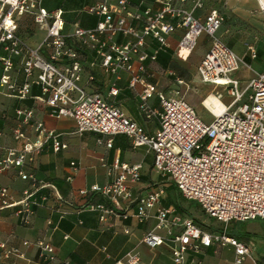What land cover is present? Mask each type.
<instances>
[{"label": "built area", "instance_id": "built-area-1", "mask_svg": "<svg viewBox=\"0 0 264 264\" xmlns=\"http://www.w3.org/2000/svg\"><path fill=\"white\" fill-rule=\"evenodd\" d=\"M42 1L0 0V93L20 100L30 97L56 118L71 117L78 132L107 136L108 147L112 136H127L132 147H145L152 153L154 167L169 175L183 197L196 201L206 215L225 226L206 230L193 217L177 213L173 207H155L163 193L162 187L133 197L132 186L140 180L142 164L119 158L110 165L111 181L93 183L79 190L83 195L88 192L101 195L111 204L95 202L83 207L99 211V219L103 221L108 215H116V207L122 201L135 202L134 216L140 222L147 219L149 210L155 207V227L165 229V233L149 230L141 240L150 247L169 243L175 264H212L198 256L203 247L212 244L232 248V258L220 264H264L263 259L253 258L252 245L226 231L230 221L264 220V72L257 73L243 87L233 76L241 60L216 35L222 22L218 9H210L202 18L195 15V10L204 6V0H153L156 8L150 5L135 8L129 0H101L82 8L98 16L93 27L75 22L65 33L62 30L64 10L61 7L47 9ZM257 3L264 17V0ZM26 17L33 27L44 31L37 44L31 45L20 34V24ZM178 30L177 48L180 53L184 52L182 55L194 50L202 32L210 37V45L197 65L199 79L222 86L231 97L230 102L225 103L221 100V91L210 93L223 107L214 112L204 105L212 117L209 122L198 116L178 89L174 90V95H166L138 73L144 71L143 62L154 60L157 54V49L147 51L146 39H154L159 48L166 47L168 36ZM87 52L93 53L90 60L84 59ZM133 59L140 63L137 71L132 68ZM96 65L115 77H119L121 70L129 72V86H141L138 109L146 120L157 116V133L148 134L120 107L109 103L93 84L95 75L91 69ZM85 68L89 70L84 76ZM82 78L86 80L83 85L80 84ZM177 82L183 83L181 79ZM33 85L40 87L39 95H31ZM118 91L112 84L108 94L115 95ZM154 95L160 109L149 103ZM14 115L17 123L11 134L20 140V146L3 148L0 172L16 167L21 179L34 184L33 173L24 167L32 165L47 141H51L54 151L65 148L66 144L59 139V134L34 118L33 108L15 107ZM1 116L3 111L0 110ZM25 125L35 131L34 138L28 135ZM38 188L26 189L23 199L8 202L9 189L0 183V207L22 205L16 213L27 223L31 213L27 200ZM22 245H33L41 261L68 264L56 260L53 246L44 238L23 239ZM23 256L20 247L0 239V262L9 264L13 258ZM139 262L136 252H127L117 261L120 264Z\"/></svg>", "mask_w": 264, "mask_h": 264}, {"label": "crops", "instance_id": "crops-1", "mask_svg": "<svg viewBox=\"0 0 264 264\" xmlns=\"http://www.w3.org/2000/svg\"><path fill=\"white\" fill-rule=\"evenodd\" d=\"M96 1L101 0H43L42 4L47 9L61 7L64 10L62 30L67 33L75 22L83 27H93L96 24L97 15L82 11L85 5ZM129 1L135 8H143L146 5L157 7L153 0ZM212 8L218 9L222 17L216 35L226 42L241 60L233 76L242 82H248L257 73L264 72V17L257 0H204V6L195 10V15L203 18ZM29 22L31 23L29 18H23V23L28 25ZM25 30L29 37H34L35 27L26 26ZM179 37L180 31H175L168 36L169 45L160 48L154 39L148 37L146 49H157L156 58L146 59L143 62L144 71L138 73L166 95H174V90L178 89L179 95L184 99L185 94L190 91L200 96L197 90L204 88L208 83L200 81L197 65L210 45V37L202 32L194 50L186 55H182L177 48ZM40 40L35 38L33 42L37 44ZM92 57L93 53L87 52L84 59L90 60ZM139 64L137 59H133L132 68L137 71ZM88 70L85 68L84 76ZM91 70L95 75L94 86L103 92L109 103L120 107L141 124L148 134L157 133L158 118L155 116L146 120L142 117L138 109L141 86H129L128 71L121 70L119 77H115L98 65ZM177 79H181L183 83L179 84ZM85 83V78H82L80 84ZM192 83H196L199 88L195 90L194 85L191 86ZM112 84L119 88L115 95L108 94ZM214 91L225 92L222 86L212 85L208 94ZM30 93L39 95L40 87L33 85ZM0 96V110L3 111V116L0 117V155L5 146H20V140L14 139L11 134L12 127L17 123L14 109L19 106L33 108L34 118L41 120L48 129L59 134V139L66 144L65 148L54 151L51 141H47L32 165L24 167L26 171L33 173L34 184L32 181L21 179L16 167L0 172V183L9 189L8 202L19 201L24 197V190H34L41 186L27 200L31 210L27 223L16 213L22 205L0 207V239L24 251L23 257L13 258L9 264H52L41 261L33 245H22L23 239L33 241L37 238L46 239L54 248L56 260L66 261L68 264H120L117 261L123 259L127 252L138 253L139 264H175L169 243L150 247L141 240L149 230L165 233V229L155 227V207H173L177 213L189 215L182 210L186 207L176 201L174 194H164V186L172 187L170 184L154 182L160 179L162 181V177L167 174L154 167L151 152L145 147H132L129 138L123 134L112 136V144L108 147L107 136L91 131L78 132L73 118H56L50 115L48 108L42 107L30 97L20 100L1 93ZM225 96L228 100L223 101ZM221 100L229 103L231 97L225 92ZM149 103L153 108L160 109L156 95L150 98ZM203 107L205 108L204 105ZM24 129L31 138L35 137L31 126L25 125ZM115 158L142 164L140 180L132 186L133 197L145 194L150 189H163L159 202L149 210V217L142 222L134 216L135 202L122 201L121 205L116 207V215H108L103 221L99 219V211L83 207L87 203L95 202L111 204L101 195L92 192L83 195L79 190L89 188L93 183L104 184L111 181L113 171H110V165ZM72 161L75 162L74 165L71 164ZM193 218L196 222L199 221L198 217ZM232 222L227 224L230 231L234 230ZM221 228L220 226L214 230ZM253 251H256L255 245ZM257 254L259 257L264 256V249L261 248ZM198 256L204 262L220 264L224 259H231L233 251L230 246L212 244L203 247Z\"/></svg>", "mask_w": 264, "mask_h": 264}, {"label": "rangeland", "instance_id": "rangeland-1", "mask_svg": "<svg viewBox=\"0 0 264 264\" xmlns=\"http://www.w3.org/2000/svg\"><path fill=\"white\" fill-rule=\"evenodd\" d=\"M26 26L33 27V24L30 22L28 25H26V23H21L19 29H20V34L26 39L28 43L33 45L34 44L33 40H35V38L42 39L44 35V31L40 30L39 28H35L36 32H35L34 37H29L28 32L25 30ZM181 53H184V52H181ZM183 55H186V54H183ZM235 73L236 72H234L233 75ZM240 82H241L242 87L245 86L247 83V81L242 82L241 80ZM193 85H194V89L197 90L198 86L196 85V83H192L191 86ZM211 88H212V85L207 84V86H205L204 88L197 90L200 96L197 93H193L192 91L186 93L185 94L186 96H184L185 99L193 106L198 116L201 117V119H203L206 122L211 121L212 117L207 112V110L203 107V104H201L202 103L201 101L203 100L202 98H205L207 96ZM249 91L250 90H248L247 93H249ZM222 92L223 94H225L224 91ZM1 99L2 97L0 96V100ZM226 100L228 99L225 96L223 98V101H226ZM243 100H245V96L243 97L242 101ZM162 178H163L162 180L163 182L161 181V179L159 181L154 180V182H156L157 184H170L172 187L164 186V194H169V193L174 194L176 201L186 207V208H182V210H184L185 212H187L189 215L193 217H198L199 221H197V223L200 227L206 230H214V229L220 228V226L221 227L225 226L224 223L221 224L215 218L207 216L196 201L186 199L185 197L180 195L179 190L175 186H173L174 185L173 180L169 177V175H165ZM232 226H234V230L230 231V229H228L226 225V229H228L227 233L234 234V236H236L237 238L246 239V241L252 246L255 245L256 251H253V254H252L253 258L256 260H260L263 258L264 260V256L259 257L257 254V252H259L261 248L264 249V220L260 218H256V219L247 220L245 222L233 221Z\"/></svg>", "mask_w": 264, "mask_h": 264}, {"label": "bare ground", "instance_id": "bare-ground-1", "mask_svg": "<svg viewBox=\"0 0 264 264\" xmlns=\"http://www.w3.org/2000/svg\"><path fill=\"white\" fill-rule=\"evenodd\" d=\"M202 103L203 105L213 109L214 112H219L223 107L222 102L213 94H208L205 98H203Z\"/></svg>", "mask_w": 264, "mask_h": 264}]
</instances>
